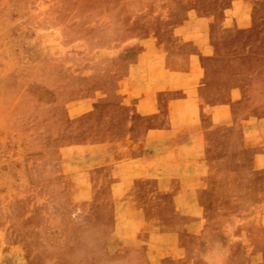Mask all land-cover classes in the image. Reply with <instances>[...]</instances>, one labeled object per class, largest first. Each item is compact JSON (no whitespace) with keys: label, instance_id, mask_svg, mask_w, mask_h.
<instances>
[{"label":"crops","instance_id":"0c3cea01","mask_svg":"<svg viewBox=\"0 0 264 264\" xmlns=\"http://www.w3.org/2000/svg\"><path fill=\"white\" fill-rule=\"evenodd\" d=\"M148 4L138 13L147 23L82 73L64 115L41 123L35 143L57 144L46 155L50 173L66 176L70 206L85 210L86 223L109 222L118 240L149 222L194 223L187 215L197 211L202 224L210 175L244 177L264 218V58L246 39L264 0ZM147 193L167 198L148 206L176 217L149 218L139 200ZM182 229L147 230L145 243ZM22 261L0 243V264Z\"/></svg>","mask_w":264,"mask_h":264},{"label":"rangeland","instance_id":"374dc122","mask_svg":"<svg viewBox=\"0 0 264 264\" xmlns=\"http://www.w3.org/2000/svg\"><path fill=\"white\" fill-rule=\"evenodd\" d=\"M148 6V0H0V243L22 264H264V218L243 191L244 177L209 176V189L199 194L202 224L191 211L194 223L149 222L139 236L118 240L109 222L86 223L85 210L70 206L66 176L48 166L46 155L57 144L34 141L41 123L57 121L78 96L82 73L120 53L116 46L147 23L138 13ZM254 21L246 39L264 58V5ZM144 196L149 218L176 217L171 208L148 206L165 196ZM166 226L183 229L145 243L147 230Z\"/></svg>","mask_w":264,"mask_h":264}]
</instances>
